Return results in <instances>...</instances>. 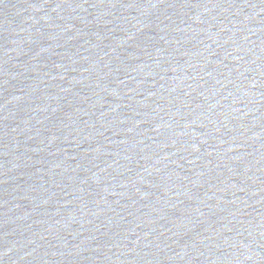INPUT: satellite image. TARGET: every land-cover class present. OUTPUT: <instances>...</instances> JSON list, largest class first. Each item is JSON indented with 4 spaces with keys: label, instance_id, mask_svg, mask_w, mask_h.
I'll return each instance as SVG.
<instances>
[{
    "label": "water",
    "instance_id": "95a60500",
    "mask_svg": "<svg viewBox=\"0 0 264 264\" xmlns=\"http://www.w3.org/2000/svg\"><path fill=\"white\" fill-rule=\"evenodd\" d=\"M0 264H264V0H0Z\"/></svg>",
    "mask_w": 264,
    "mask_h": 264
}]
</instances>
